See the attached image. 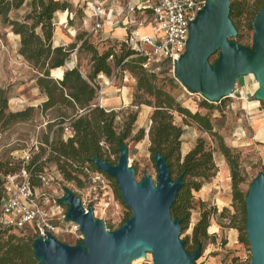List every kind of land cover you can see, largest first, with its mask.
<instances>
[{
  "label": "rangeland",
  "instance_id": "rangeland-1",
  "mask_svg": "<svg viewBox=\"0 0 264 264\" xmlns=\"http://www.w3.org/2000/svg\"><path fill=\"white\" fill-rule=\"evenodd\" d=\"M109 1L118 5L126 2ZM229 1V19L236 35L228 40L252 47L251 24L264 0ZM67 2L68 23L64 24L65 17L60 14L64 11L57 12L49 39L54 48L71 50L70 57L61 67L64 71L72 67L77 72L68 84L72 91H67L74 100L67 103L63 102V90L56 85L51 72L49 74L50 66L27 61L20 53V37L11 28L0 25V92L8 97L6 114L13 116L10 122H0V179L8 169H16L9 165L17 166L15 157L22 156L35 138L57 154L79 149L73 145L79 137L74 136L70 124L78 115L92 116L95 110L104 109L109 116L100 118V133L113 124L119 142L128 148V167L135 170L136 182L143 179L144 174L155 182V152L166 156L173 181L180 174L184 175L183 186L170 208V214L181 221L179 239L185 242V250L190 252L201 247V256L194 263L249 264L244 201L251 181L258 173H264V164L251 136L252 121L264 118V104L254 99L256 84L252 77L237 80L247 89L245 101L223 99L219 103H209L199 94L187 92L166 64L159 71L148 72L151 75L145 76L137 71H126L117 61V70L110 72L108 68L106 75L98 74L97 66L103 61L98 59L99 55L111 46L116 55H120L123 49L120 40H110L107 28L94 36L90 32L92 20L72 0ZM26 8L25 5L12 12L10 17L21 20ZM121 28V24L115 26L117 37L124 35ZM149 32L147 28L141 30V34ZM64 42L67 44L62 46ZM37 47L36 43L31 46ZM215 59L216 55L209 62L213 63ZM49 75L51 78L47 80L45 77ZM39 80L51 84L41 86ZM88 89L94 93L90 103L94 108L90 109L87 104L92 96L86 93ZM242 102L247 108H242ZM47 104L50 105L45 107ZM179 108L186 109L191 116L180 115ZM65 122L67 131L60 127ZM89 124L94 126V123ZM77 125L72 124L74 129ZM125 126L128 133L122 138L119 134ZM82 135L81 139L91 141ZM65 140L71 142L65 143ZM99 143L101 145L93 151L103 155L110 148L109 143L102 134ZM109 156L117 161L114 155L107 154V158ZM48 161L57 162L54 155H50ZM79 187L83 195L88 193L86 184ZM96 202L99 204L97 219L102 220L109 231L119 228L131 216L111 178H108V188L99 193ZM16 235L20 241L14 244L15 264H37L32 243L24 241V236ZM148 254L131 264H150Z\"/></svg>",
  "mask_w": 264,
  "mask_h": 264
},
{
  "label": "water",
  "instance_id": "water-1",
  "mask_svg": "<svg viewBox=\"0 0 264 264\" xmlns=\"http://www.w3.org/2000/svg\"><path fill=\"white\" fill-rule=\"evenodd\" d=\"M229 10V0H205L189 23L185 51L174 62L175 78L187 92L219 103L229 98L239 78L252 75L258 84L254 99L264 104V1L251 24L252 47L228 40L236 35ZM214 55L216 59L210 63ZM128 154L127 146L119 142L115 164L97 156L89 162L115 181L131 216L116 230L107 231L103 221L94 218L91 206L85 213L80 199L64 189L59 199L66 205L64 219L79 226L83 239L68 245L49 234L35 238L32 249L37 264H131L147 253L152 264H195L201 247L185 250V242L179 239L181 221L170 214L183 186V175L173 181L166 157L155 152V182L148 174L136 182L135 170L128 167ZM244 203L249 264H264V173L251 181Z\"/></svg>",
  "mask_w": 264,
  "mask_h": 264
},
{
  "label": "built area",
  "instance_id": "built-area-1",
  "mask_svg": "<svg viewBox=\"0 0 264 264\" xmlns=\"http://www.w3.org/2000/svg\"><path fill=\"white\" fill-rule=\"evenodd\" d=\"M72 1L92 20L90 32L94 36L102 32L105 25L114 28L121 24L124 35L116 40L133 52L131 57L144 59L142 69L152 73L166 64L172 68L173 75L174 62L185 51L189 23L205 5V0H126L123 5L110 2L108 6L106 0ZM69 16L71 21L72 14ZM142 28L149 29V34H141ZM252 80L258 87L253 76ZM244 97L247 98L246 87L237 81L228 99L240 101ZM60 127L67 131V122ZM50 155H55L52 149L35 138L22 156L15 157L17 166L9 165L17 170L2 175L0 230L29 236L33 240L46 238L49 234L58 242L75 245L83 236L76 223L65 221L66 205L60 204L59 199L63 197L64 189H69L80 199L83 211L86 213V208L91 206L97 219V196L108 188L109 177L92 167L90 162L80 165L67 161L72 167L68 171L76 175L81 185L87 186L88 193L83 195L74 180L67 181L58 165L48 161ZM148 255L152 264V257Z\"/></svg>",
  "mask_w": 264,
  "mask_h": 264
},
{
  "label": "trees",
  "instance_id": "trees-1",
  "mask_svg": "<svg viewBox=\"0 0 264 264\" xmlns=\"http://www.w3.org/2000/svg\"><path fill=\"white\" fill-rule=\"evenodd\" d=\"M43 3H46V5L42 6ZM25 5L27 6V10L21 20L12 19L10 17V14L12 12H17ZM68 7L69 4L66 0H0V25H2L3 27L11 28V31L15 33V35H18L20 37V53L23 54L27 61L37 62L38 65L47 64L50 66L51 69H48L49 74L51 72V77L57 82L56 85L60 86L63 90L62 97L64 98V103L74 100L68 94V92L72 91V89L68 87V84L70 83L71 79H73L77 75V72L74 71L72 67L69 68V71H64V69L61 68L65 65L66 60L70 57L71 50L65 49V47H62L60 49L56 47L54 48L51 45L49 39L51 37L55 14L57 12L64 11L60 14L64 15L65 24L68 18V12L65 10H68ZM34 43L38 44V47L36 49L31 48L32 44ZM120 47L125 50L123 51V49H121L120 55H116L113 46L104 51L102 55H99L98 59L100 61L102 59L104 62L101 61L102 63L97 66L98 68L96 69V73L106 75L108 68H110V72H112L114 69L117 70L119 68V65H117L116 62L119 61L121 63L120 65L123 64L124 69H126V71L130 73L137 71L145 76L151 75L147 71L142 69L141 65L144 59L131 57L133 55V52L128 50L124 44H120ZM123 54L124 57H122ZM110 56H112L111 60L109 59ZM51 77L49 75L45 78L49 80ZM49 83L50 82L48 81L39 80V84L41 86H45ZM86 93L88 95L91 94L92 96L89 97L90 101H88L87 104L90 109L93 107L92 105H90V103L93 100L94 93H91L89 89ZM87 94H83V96H87ZM76 99L75 100L78 102L79 97L77 96ZM7 101L8 97L4 93L0 92V122H5V120L6 122H10L13 119L12 115L6 114L5 112ZM48 105L50 104L44 106L47 107ZM159 109L162 110L161 108ZM89 112H91V110H89ZM179 112L180 115L184 117L191 116V114L186 109L179 108ZM107 113L108 112H106L104 109L99 108L98 110L94 111L92 116L90 115L86 117L85 115H78V117H76L70 125L73 129L74 136L76 135V138L77 136L79 137V140L73 143V145L77 146L76 148L79 149L66 154L65 152L64 154H57L53 150V152L55 153L54 157L58 162H56L58 168L61 170V172H63L65 179L67 181L74 180L77 186L81 185V181L76 177V175H72L68 171V168L72 169V167L70 166V164H68L67 161H71L72 163H85L89 162V159L91 157L97 156L101 160L107 161L111 164L116 163L115 160H111V156L107 158V154L114 155L116 159L118 158V144L120 138H117L115 128L112 126L113 124L109 127L106 126L102 133H100L101 128L98 127L100 118H107L109 116L106 115ZM110 118L111 122L113 123V114L110 115ZM89 122L94 123V126L91 127ZM73 123H77L79 126L77 125V127L74 129V127L72 126ZM126 133H128L127 126H125V128L122 130V134H119V136L125 138ZM82 134L90 138L91 141H88L87 139H81V136L83 137ZM101 134L105 136L106 141L109 143L110 147L109 149H107V152L103 153V155H99L98 153L93 151V148L96 149L97 146H100L99 139ZM68 141L71 142V140ZM68 141L65 143H68ZM100 149L101 151H103L102 148ZM13 169L14 168L8 169L6 173H12L16 170ZM172 217L175 218V216ZM18 237L19 236L14 233H7L6 231L0 230V264L16 263L17 255L15 253L14 244L20 241V238ZM23 240L27 242L29 241L30 243L33 242V239L29 236H24Z\"/></svg>",
  "mask_w": 264,
  "mask_h": 264
},
{
  "label": "crops",
  "instance_id": "crops-1",
  "mask_svg": "<svg viewBox=\"0 0 264 264\" xmlns=\"http://www.w3.org/2000/svg\"><path fill=\"white\" fill-rule=\"evenodd\" d=\"M106 5H110V1L109 0H106ZM66 24V23H65ZM107 28L108 29V32H109V35L110 37L113 39H119L120 37H117L115 31L117 29H115V27L113 28V26H109V25H105L103 30ZM107 31V30H106ZM121 31H122V34L124 32V29L123 27L121 28ZM103 32V31H102ZM118 35L121 36L120 32H117ZM122 37V36H121ZM67 43H62L61 45L65 46ZM245 80V79H244ZM255 83V82H254ZM258 87H256V90H257ZM247 90V89H246ZM246 106H243V102H242V108L245 109ZM247 108V107H246ZM254 125L253 130L251 132V136H252V140L253 142L255 143V146L259 152V156H260V159L261 161L263 162L264 164V118H261L259 120H255V121H252V126Z\"/></svg>",
  "mask_w": 264,
  "mask_h": 264
},
{
  "label": "bare ground",
  "instance_id": "bare-ground-1",
  "mask_svg": "<svg viewBox=\"0 0 264 264\" xmlns=\"http://www.w3.org/2000/svg\"><path fill=\"white\" fill-rule=\"evenodd\" d=\"M250 77H252V75H249ZM256 84V83H255ZM244 101H245V97H244V99H243ZM138 260H140V259H138Z\"/></svg>",
  "mask_w": 264,
  "mask_h": 264
},
{
  "label": "clouds",
  "instance_id": "clouds-1",
  "mask_svg": "<svg viewBox=\"0 0 264 264\" xmlns=\"http://www.w3.org/2000/svg\"><path fill=\"white\" fill-rule=\"evenodd\" d=\"M108 231V230H107Z\"/></svg>",
  "mask_w": 264,
  "mask_h": 264
},
{
  "label": "flooded vegetation",
  "instance_id": "flooded-vegetation-1",
  "mask_svg": "<svg viewBox=\"0 0 264 264\" xmlns=\"http://www.w3.org/2000/svg\"><path fill=\"white\" fill-rule=\"evenodd\" d=\"M101 145V144H100Z\"/></svg>",
  "mask_w": 264,
  "mask_h": 264
}]
</instances>
